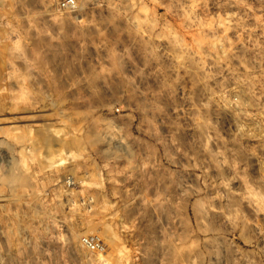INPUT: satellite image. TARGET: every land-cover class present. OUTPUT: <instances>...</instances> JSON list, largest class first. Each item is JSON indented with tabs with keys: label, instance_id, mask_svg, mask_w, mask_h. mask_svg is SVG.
<instances>
[{
	"label": "rangeland",
	"instance_id": "obj_1",
	"mask_svg": "<svg viewBox=\"0 0 264 264\" xmlns=\"http://www.w3.org/2000/svg\"><path fill=\"white\" fill-rule=\"evenodd\" d=\"M62 1L0 0V264H264V0Z\"/></svg>",
	"mask_w": 264,
	"mask_h": 264
},
{
	"label": "built area",
	"instance_id": "obj_2",
	"mask_svg": "<svg viewBox=\"0 0 264 264\" xmlns=\"http://www.w3.org/2000/svg\"><path fill=\"white\" fill-rule=\"evenodd\" d=\"M61 7L67 9L69 11H75L77 9L76 0H63L61 3ZM82 243L92 251H99L101 250V245L98 241H94V239H89L87 237H83L81 239Z\"/></svg>",
	"mask_w": 264,
	"mask_h": 264
},
{
	"label": "bare ground",
	"instance_id": "obj_3",
	"mask_svg": "<svg viewBox=\"0 0 264 264\" xmlns=\"http://www.w3.org/2000/svg\"><path fill=\"white\" fill-rule=\"evenodd\" d=\"M77 9H78V6H77ZM106 139H107V141H109L112 144H115V145H118V146H122L121 142L118 139L114 138L113 136L106 135ZM74 199H75V197H74ZM76 203H77V201H76ZM72 205L74 206L75 204H72Z\"/></svg>",
	"mask_w": 264,
	"mask_h": 264
}]
</instances>
